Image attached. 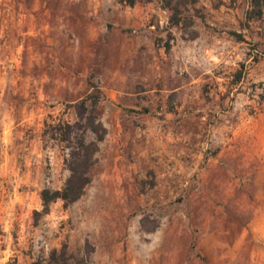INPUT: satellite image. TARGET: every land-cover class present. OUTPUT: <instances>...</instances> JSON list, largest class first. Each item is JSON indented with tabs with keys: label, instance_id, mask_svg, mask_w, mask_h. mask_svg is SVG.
Listing matches in <instances>:
<instances>
[{
	"label": "rangeland",
	"instance_id": "1",
	"mask_svg": "<svg viewBox=\"0 0 264 264\" xmlns=\"http://www.w3.org/2000/svg\"><path fill=\"white\" fill-rule=\"evenodd\" d=\"M251 11L0 0V264H264V16ZM82 114L106 130L92 182L46 209L42 191L70 171L45 122Z\"/></svg>",
	"mask_w": 264,
	"mask_h": 264
},
{
	"label": "trees",
	"instance_id": "2",
	"mask_svg": "<svg viewBox=\"0 0 264 264\" xmlns=\"http://www.w3.org/2000/svg\"><path fill=\"white\" fill-rule=\"evenodd\" d=\"M137 0H129L130 6H133ZM252 11L251 17L261 18L264 16V0H250ZM239 36V35H237ZM98 102L96 95H89L76 104L80 110H87L88 101ZM81 115L79 121L70 123L68 121H49L45 122L43 133L44 140L57 141L63 144L65 150V163L70 171L64 187L59 190L45 189L41 197L46 209L57 200H63L66 203H73L79 200L85 193L87 186L92 182V167L97 162L96 154L99 151V143L106 135V130L100 122L96 123L90 117L85 118ZM84 119H86L84 121ZM88 133L97 135L96 140H87ZM55 264H60L55 262ZM66 264V263H64Z\"/></svg>",
	"mask_w": 264,
	"mask_h": 264
}]
</instances>
